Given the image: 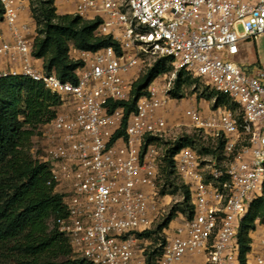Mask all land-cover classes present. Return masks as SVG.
I'll return each instance as SVG.
<instances>
[{
  "label": "built area",
  "instance_id": "built-area-1",
  "mask_svg": "<svg viewBox=\"0 0 264 264\" xmlns=\"http://www.w3.org/2000/svg\"><path fill=\"white\" fill-rule=\"evenodd\" d=\"M28 0H0V81L23 75L60 99L56 116L42 127L32 153L49 164L67 215L58 228L73 249L93 264H147V239L139 233L160 217V148L148 135L169 128L162 111L171 100L179 69L230 96L241 117L219 107L189 106L196 130L223 139L222 158L206 161L187 146L176 169L189 187L194 211L165 230L156 264H241L238 232L252 203L264 194V65L250 63L248 44L264 37V0H78L72 14L99 21L96 34L116 46L82 50L77 81L45 72L34 55L37 27L22 20ZM6 26V32H5ZM160 57L172 59L126 117L134 83ZM126 118V124H124ZM124 127V134L120 130ZM246 264H264V224L252 234Z\"/></svg>",
  "mask_w": 264,
  "mask_h": 264
},
{
  "label": "trees",
  "instance_id": "trees-1",
  "mask_svg": "<svg viewBox=\"0 0 264 264\" xmlns=\"http://www.w3.org/2000/svg\"><path fill=\"white\" fill-rule=\"evenodd\" d=\"M30 6L37 25L34 55L42 59L46 73H54L63 81H77L75 72L80 62L71 58V46L96 51L117 45L110 36L96 34L99 21L72 13H58L56 0H31ZM3 13L0 4V22ZM171 62L169 57L157 58L134 83L131 100L115 106L125 105L127 117L135 110L137 99L147 92L148 86L173 69ZM192 76L184 69L178 70L171 88L173 97L186 96L184 87L191 85ZM213 93L216 97L214 109L226 107L234 112L235 108H240L228 94L218 90ZM59 105L58 96L29 77L11 75L0 81V264H93L78 254L69 238L59 230L57 220L67 215L63 195L56 191L49 164L32 153L34 136L42 134V127L56 116ZM119 133L124 134V127ZM197 137H180L165 148L164 154L161 153L159 171H163L164 179L160 183V193L173 196L180 192L183 201L172 207L156 228L138 234L155 243L146 252L147 264H156L162 255L167 242L165 230L179 211L186 216H191L194 211L190 189L177 173L175 157L183 147L196 150ZM161 142L160 136L148 135L144 147L149 144L160 147ZM223 147V139L218 138L215 147L196 151L200 155L211 153L220 159ZM258 224H264V194L252 203L238 232L241 264L247 263L252 234Z\"/></svg>",
  "mask_w": 264,
  "mask_h": 264
},
{
  "label": "rangeland",
  "instance_id": "rangeland-1",
  "mask_svg": "<svg viewBox=\"0 0 264 264\" xmlns=\"http://www.w3.org/2000/svg\"><path fill=\"white\" fill-rule=\"evenodd\" d=\"M31 2V0H29ZM253 43V42H252ZM251 44H248L250 46ZM256 51H258L259 57L264 61V44L257 45L254 47ZM174 68L170 71L172 72ZM170 72H167L168 74ZM192 83L190 86L184 87L186 96L181 98V97H174L170 104L169 107L167 108L166 111H168V123H169V128L167 129V133L161 136L162 142L160 145V152L164 154L165 148L170 147L173 142L178 140L180 137H183L185 135H197L198 139L195 148L199 152L204 148V147H215L216 145V140L211 138L208 135H205L204 133L196 130L195 128L192 127L190 124L189 119L184 115V110L189 107V106H198L205 112H209L211 110H214L213 104L215 102V96L213 95L214 91L217 90L214 87L206 84L203 80H196L195 77L192 76ZM213 95V96H211ZM234 113L237 116L241 115V109L240 108H235ZM40 136H34L33 138V147L34 149H38L40 143H39V138ZM209 145V146H208ZM32 147V148H33ZM211 153H206L203 156V158L206 161H209L212 158ZM161 177H160V183H163L164 176L163 171L160 172ZM178 182H181V180L178 178ZM183 201V196L179 192L178 194H175L173 196H167L162 200V205L160 209V217L156 222L152 225V229L156 228L157 225L163 220V218L170 212L171 208L174 206L179 205ZM181 211L177 214V216H181ZM176 219V218H175ZM176 220L174 221V224H176ZM173 224V226H174ZM155 244L153 239H148L147 243L144 245L146 248V252H148V249L151 245ZM158 246V244H157Z\"/></svg>",
  "mask_w": 264,
  "mask_h": 264
},
{
  "label": "crops",
  "instance_id": "crops-1",
  "mask_svg": "<svg viewBox=\"0 0 264 264\" xmlns=\"http://www.w3.org/2000/svg\"><path fill=\"white\" fill-rule=\"evenodd\" d=\"M77 2L78 0H56L57 12L60 14L72 13L77 5ZM21 19L30 21L33 23L34 27H37L36 22L32 16L29 0L26 3L25 9L21 13ZM0 29H4L3 24H0ZM5 32H6V26H5ZM252 42L250 43L251 45L248 46L250 51V57H249L250 63L264 65V61H262V59L259 57L258 51H256L254 48L258 44L259 45L264 44V37H258L256 40ZM7 65H8V60L6 58L0 57V69L7 67ZM162 112L164 113L166 118L169 119L168 111L164 110ZM175 220L177 221V218L174 219L171 222V224H174ZM200 263H201V258H189V257H186V259L183 262V264H200Z\"/></svg>",
  "mask_w": 264,
  "mask_h": 264
}]
</instances>
